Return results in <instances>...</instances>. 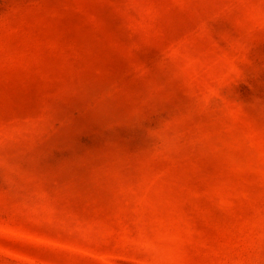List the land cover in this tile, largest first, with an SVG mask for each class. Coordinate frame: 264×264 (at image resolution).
I'll use <instances>...</instances> for the list:
<instances>
[{
	"label": "rangeland",
	"instance_id": "obj_1",
	"mask_svg": "<svg viewBox=\"0 0 264 264\" xmlns=\"http://www.w3.org/2000/svg\"><path fill=\"white\" fill-rule=\"evenodd\" d=\"M0 264H264V0H0Z\"/></svg>",
	"mask_w": 264,
	"mask_h": 264
}]
</instances>
